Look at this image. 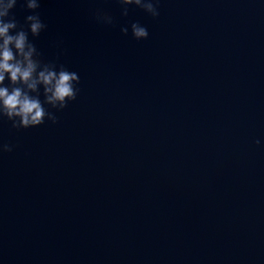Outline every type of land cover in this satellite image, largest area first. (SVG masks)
I'll return each instance as SVG.
<instances>
[{
    "label": "water",
    "instance_id": "95a60500",
    "mask_svg": "<svg viewBox=\"0 0 264 264\" xmlns=\"http://www.w3.org/2000/svg\"><path fill=\"white\" fill-rule=\"evenodd\" d=\"M36 12L29 39L80 91L56 123L0 119V264H264V2Z\"/></svg>",
    "mask_w": 264,
    "mask_h": 264
},
{
    "label": "clouds",
    "instance_id": "9594fccd",
    "mask_svg": "<svg viewBox=\"0 0 264 264\" xmlns=\"http://www.w3.org/2000/svg\"><path fill=\"white\" fill-rule=\"evenodd\" d=\"M17 3L18 0H0V119L6 118L15 129H27L44 124L46 119L56 123V112L76 100L80 77L63 65L45 62L29 39V33L37 37L47 27L36 12L40 0H23V6L32 13L25 17L24 25H19L11 14ZM119 3L124 16L128 15L129 6L143 9L153 18L160 15V0ZM96 18L102 23H113L107 12L97 11ZM130 28L136 40L149 37L148 29L138 21L132 22ZM121 32L127 35L129 28L124 26ZM256 144H261V140L257 139ZM13 147L0 142V153L11 152Z\"/></svg>",
    "mask_w": 264,
    "mask_h": 264
}]
</instances>
